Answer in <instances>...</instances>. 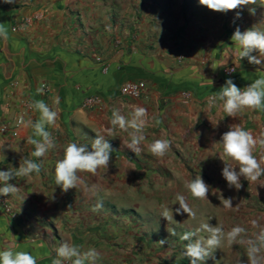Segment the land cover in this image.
I'll use <instances>...</instances> for the list:
<instances>
[{"label": "crops", "instance_id": "0c3cea01", "mask_svg": "<svg viewBox=\"0 0 264 264\" xmlns=\"http://www.w3.org/2000/svg\"><path fill=\"white\" fill-rule=\"evenodd\" d=\"M233 14L211 11L198 0H0V23L8 33L6 40L0 39V127L16 117L39 119V112L29 107L35 100L43 99L60 112L56 125L46 129L56 147L43 158L31 156L30 126L0 133V170L18 168L25 158L41 164L38 174L9 181L19 187L18 193L0 196V246L15 243L18 250L43 257L39 264H52L62 242L75 244L79 238L103 233L100 224L101 229L87 228L91 217L103 223L100 214L88 210L90 196L80 189L63 192L55 184L54 168L67 143L90 146L97 134H103L111 126L114 108L128 116L132 105H141L154 119L144 130L138 156L124 145L130 139L127 132L117 129L114 137H106L114 149L111 157L125 148L136 157H153L147 144L165 134L172 144L169 152L186 156L195 149L217 151L221 135L232 124L254 135L264 133V112L244 109L233 118L208 103L227 79L243 89L264 77V61L253 65L247 58L226 55L237 27ZM255 24L247 17L238 27L245 31ZM227 67L236 72L225 74ZM130 81H144L146 97L122 96V86ZM90 96L100 103L84 108ZM104 174L101 170L82 176L91 186L103 182ZM78 246L83 251L97 248Z\"/></svg>", "mask_w": 264, "mask_h": 264}, {"label": "clouds", "instance_id": "9594fccd", "mask_svg": "<svg viewBox=\"0 0 264 264\" xmlns=\"http://www.w3.org/2000/svg\"><path fill=\"white\" fill-rule=\"evenodd\" d=\"M12 2L13 0H5V3ZM198 2L201 6L214 12L235 11L236 19L241 18V12L237 10L257 5V0H198ZM248 11L250 15L256 14L255 7H249ZM7 37L6 27L4 23H0V39L6 40ZM230 39L232 46L229 47L226 55L230 54L239 60L247 58L248 62L253 65H260L264 61L260 59V57H264V31L257 29L256 26L241 31L237 26ZM254 52L258 55H253ZM37 91L41 95L43 94L41 90ZM208 103L210 106H218L226 116L233 118H236L244 109L264 112V77L255 79L243 89L238 87L232 79H227L218 91L212 93ZM54 104H59L58 97ZM29 107L39 112V119L25 121L21 117L18 122L24 127L30 126L33 129V135L28 138V143L34 146L31 156L40 159L56 147L51 133L46 129L48 126L56 125L60 118V112L58 109L50 108L43 99L35 100ZM153 119L154 117L149 116L148 109L141 105H132L128 116L122 114L119 108H114L110 120L111 126L106 127L103 134H97L90 146L69 142L63 147V156L55 163V184L63 192L80 189L85 195H94L98 190L97 185H88L82 174L88 173L95 176L101 170H108L114 149L106 137H114L117 129L127 132L130 139L124 142V145L138 156L143 151L142 145L146 139L144 130ZM218 142L221 147L218 155L223 162L221 174L229 188L240 190L243 187L241 177L249 184L264 187V180H261V177H264V133L254 135L252 130H246L237 123L229 125L228 130L221 135ZM3 146L4 144L0 143V150H3ZM171 147V141L166 138L165 134L147 144V151L153 157L160 159L168 154ZM257 150H259V155L256 154ZM40 171V163L34 159L26 158L20 161L18 168L7 171L0 170V185H2L0 186V196L7 197L20 191L19 187L9 183L10 180L16 177L27 178ZM185 188L192 197L207 200L209 185L201 176L198 175L187 180ZM176 201L179 205L175 209L176 214L186 213L188 217L195 219L196 212L189 205L184 194L177 193ZM221 204L225 209L233 207L231 198L221 197ZM101 206L102 204L98 203L96 208ZM161 216L167 221L173 219V216L168 215L166 207H163ZM250 223L253 228L257 229L250 236L248 230L241 225L232 226L225 231L223 225L212 226L210 223H204L195 231L185 232L180 237L181 240L188 241L182 255L189 259L190 264H204L206 259L220 247L222 241L226 240L230 246L239 244L245 247L246 262L237 259L235 264H264V225H261L256 219L251 220ZM201 231H206L209 234L207 238L193 240ZM165 242L164 240L159 241L161 245ZM54 253L52 264H96L101 256V253L95 248L83 251L80 246L68 241H64L56 247ZM42 258L29 251L18 250L15 243L5 241L0 246V264H39V260Z\"/></svg>", "mask_w": 264, "mask_h": 264}, {"label": "rangeland", "instance_id": "374dc122", "mask_svg": "<svg viewBox=\"0 0 264 264\" xmlns=\"http://www.w3.org/2000/svg\"><path fill=\"white\" fill-rule=\"evenodd\" d=\"M249 7L256 8L255 15L249 14ZM237 11L241 12L243 19H236L234 11L232 17L236 26L249 17V20L256 21L252 27L264 31V0H257V5ZM220 151V145L217 151L195 149L186 156L172 150L164 158L158 159L136 157L125 148L121 155L117 154L118 157H111L103 182L97 184L98 190L94 195H89L88 210L100 214L103 223H97L91 217L87 228L101 229L98 227L100 224L103 225V233L88 235L82 240L79 238L75 245H97L101 256L96 264H190L189 259L182 255L188 241L180 237L185 232L195 231L204 223L223 225L225 231L241 225L250 236L257 231L252 227L251 220L256 219L264 225V187L249 184L241 177L243 187L240 190L229 188L221 174L223 162L219 159ZM194 152H200L202 156L197 157L193 155ZM256 154L259 155V150ZM149 161H155L156 164H148ZM198 175L209 185L207 200L192 197L185 188V182ZM177 193L187 197L189 205L196 212L195 219L186 213L176 214L175 209L179 207ZM221 197L231 198L233 207L225 209ZM98 203L102 206L91 208ZM163 207L167 208L168 215L173 216V219L167 221L161 216ZM66 223L65 231L68 230ZM52 230L54 235L58 234L53 225ZM208 235L206 231H201L193 240L206 239ZM161 240L166 241L165 244L161 245ZM237 259L246 262L245 247L239 244L230 246L223 240L204 264H235Z\"/></svg>", "mask_w": 264, "mask_h": 264}, {"label": "built area", "instance_id": "2783aa9c", "mask_svg": "<svg viewBox=\"0 0 264 264\" xmlns=\"http://www.w3.org/2000/svg\"><path fill=\"white\" fill-rule=\"evenodd\" d=\"M236 72L235 67H227L224 70V73L227 75H233ZM47 90V86H43ZM121 95L127 98H132V99H139V98H144L147 95V85L144 81H130L125 83L122 88H121ZM100 103L98 97L96 96H90L87 97L83 103L84 108H93L97 106ZM19 118L21 117H16L12 121H10L8 124L5 126L0 127V133H4L8 128H15L20 126L19 124Z\"/></svg>", "mask_w": 264, "mask_h": 264}]
</instances>
